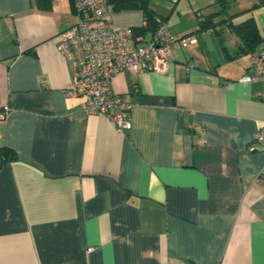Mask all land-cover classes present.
I'll return each instance as SVG.
<instances>
[{"label": "crops", "instance_id": "crops-1", "mask_svg": "<svg viewBox=\"0 0 264 264\" xmlns=\"http://www.w3.org/2000/svg\"><path fill=\"white\" fill-rule=\"evenodd\" d=\"M261 1L149 0L150 22L112 8L116 26L149 36L165 20L196 39L172 45L165 74L112 78L132 103L118 132L65 96L71 0H0V149L14 155L0 167V264H264L262 86L240 82L250 54L231 29L252 17L264 52Z\"/></svg>", "mask_w": 264, "mask_h": 264}, {"label": "built area", "instance_id": "built-area-1", "mask_svg": "<svg viewBox=\"0 0 264 264\" xmlns=\"http://www.w3.org/2000/svg\"><path fill=\"white\" fill-rule=\"evenodd\" d=\"M72 7L77 22L57 36V50L72 72L65 96L81 98L83 113L104 115L118 132H125L131 127L132 103L111 91L112 78L125 71L165 74L172 45L186 47L196 39L173 36L165 20H159L149 36L136 28L116 26L111 21L109 0H72ZM240 82L261 84L264 102L263 51L249 55L248 71ZM253 143L264 152V124L253 135Z\"/></svg>", "mask_w": 264, "mask_h": 264}, {"label": "trees", "instance_id": "trees-1", "mask_svg": "<svg viewBox=\"0 0 264 264\" xmlns=\"http://www.w3.org/2000/svg\"><path fill=\"white\" fill-rule=\"evenodd\" d=\"M36 6L38 9L43 11L51 10L52 0H35ZM109 3L112 5V8L115 11L119 10H140L143 15L146 17L148 22L154 19L153 12L149 8V0H109ZM264 5V0L259 4H256L252 7L255 9L258 6ZM72 6V0H71ZM73 8V7H72ZM214 17L208 16L200 20L199 31L205 32L209 29L216 27L219 22L214 20ZM233 33L239 39V48L237 50V55H249L256 51L258 45L262 41L256 24L253 18H249L242 23L232 25ZM139 30V29H137ZM142 34H145V30H140ZM0 158L1 164L0 167L7 163L8 161L14 160V155L11 151L6 149H0Z\"/></svg>", "mask_w": 264, "mask_h": 264}, {"label": "rangeland", "instance_id": "rangeland-1", "mask_svg": "<svg viewBox=\"0 0 264 264\" xmlns=\"http://www.w3.org/2000/svg\"><path fill=\"white\" fill-rule=\"evenodd\" d=\"M225 5H226L227 8H229L230 5H231V0H227V2H225Z\"/></svg>", "mask_w": 264, "mask_h": 264}]
</instances>
